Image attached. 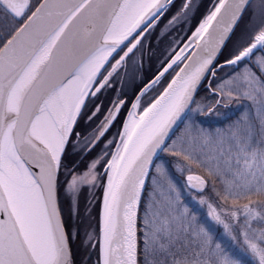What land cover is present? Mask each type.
Instances as JSON below:
<instances>
[{"label":"snow or ice","instance_id":"obj_1","mask_svg":"<svg viewBox=\"0 0 264 264\" xmlns=\"http://www.w3.org/2000/svg\"><path fill=\"white\" fill-rule=\"evenodd\" d=\"M172 7L0 0V264H264V0H208L129 90Z\"/></svg>","mask_w":264,"mask_h":264},{"label":"rangeland","instance_id":"obj_2","mask_svg":"<svg viewBox=\"0 0 264 264\" xmlns=\"http://www.w3.org/2000/svg\"><path fill=\"white\" fill-rule=\"evenodd\" d=\"M193 2L195 4H197V8L193 11V13L190 16V23L193 21V16L196 14V12L199 11L200 9L204 8V5L208 3V0H193ZM174 13H175V11L172 14H174ZM170 18H171V16L168 18V20ZM167 21L164 22V24L162 25V28L167 23ZM246 22H247V17H245V20L243 22H241L239 27L236 29V34H235V36H233V42L240 35V33L243 30ZM190 23L182 24V25H180V24L175 25L174 27L170 28L167 32H165L163 35H161V30H160L159 35L161 36V38L165 39V43L162 45H159L160 47H154L153 48V47L149 46V48L146 49L144 54H143L142 66H139L138 64H134L132 62H129L126 73L123 74L125 77V81L129 86V90L135 89L137 87V85L140 84L143 81V79H145L146 72H148L154 64L158 63L157 59L155 61L151 62L152 60L150 59V56H152V58H153L154 57L153 55L157 54L158 52H160L159 53V56H160L161 52L165 49L166 46L169 45V43L173 39V37H178V36L184 35L189 30ZM230 47H231V42L229 43V48ZM231 108L233 110V113H235L232 116V119H235L240 114L242 109H240L239 106H236V105H232ZM228 111H229V109H228ZM210 114L211 113L208 114L207 112H205L203 114L202 118L205 120L212 121L213 123L211 126H213V127L220 126V125L214 123L217 120V117H215L214 115L213 116H207ZM205 126L207 127L209 125L206 124ZM113 131H115V129H113ZM186 177H187L186 172L185 173L175 172L173 179L178 184H183V183H186ZM97 195H99V193H97ZM86 199H87V193H85V201H86ZM94 216H95V210L93 209L92 217H94ZM95 224H96L95 219L90 218L87 213H84L77 220V227L79 228L80 234H81L80 238L77 239L75 242L76 246L79 248V249L77 248V251H78V254L80 257L79 260H81L87 254V249L82 244V241L84 239V233L86 231H91L92 228L95 227ZM81 252H82V254H81Z\"/></svg>","mask_w":264,"mask_h":264},{"label":"trees","instance_id":"obj_3","mask_svg":"<svg viewBox=\"0 0 264 264\" xmlns=\"http://www.w3.org/2000/svg\"><path fill=\"white\" fill-rule=\"evenodd\" d=\"M177 7H178V6L175 5V7H173V9H172L169 13H167L165 16H163L161 22H158L159 27L156 28V30L154 31L152 37L150 38V41H151V42H150V46H151V47H153V48H154V47H160L159 45H162V44L165 43V39L161 38V36L159 35V33H160V30H161L162 25L164 24V22L167 21V19H168V18L170 17V15L174 12V10H176ZM203 10H204V8L200 9V10L197 11L196 14L193 16V21L190 23V28H189V30H188L186 33H190V31H191L192 29H194L195 25H196L197 22H198V19L201 17V14L203 13ZM157 38H159V43H157ZM159 53H160V52H158L157 54L153 55V56H154L153 58H152V56H150V59L152 60L151 62L155 61V60L159 57ZM148 58H149V57H148ZM157 62H158V60H157ZM156 66H157V64H154V65L152 66V68H151L148 72H146V77H145V79H143L142 82H146L147 79L151 78V76L154 74V72H155V70H156ZM142 82H141L140 84H138L136 88L142 86ZM77 248H78V247H77L76 244H75L76 259L79 261L80 257H79V254H78ZM78 249H79V248H78ZM81 254H82V252H81ZM81 257H82V256H81Z\"/></svg>","mask_w":264,"mask_h":264},{"label":"bare ground","instance_id":"obj_4","mask_svg":"<svg viewBox=\"0 0 264 264\" xmlns=\"http://www.w3.org/2000/svg\"><path fill=\"white\" fill-rule=\"evenodd\" d=\"M181 3H182V0H174V5L179 6ZM172 9H173V7L170 8L169 11L165 13V15H166L167 13H169ZM174 11H176V10H174ZM165 15H164V16H165ZM162 18H163V17H161L160 21H158V22H161ZM167 20H168V19H167Z\"/></svg>","mask_w":264,"mask_h":264},{"label":"flooded vegetation","instance_id":"obj_5","mask_svg":"<svg viewBox=\"0 0 264 264\" xmlns=\"http://www.w3.org/2000/svg\"><path fill=\"white\" fill-rule=\"evenodd\" d=\"M231 107V106H230ZM228 109L227 108H222L221 109V112H225V111H227ZM209 114V113H208ZM207 116H213L212 114H210V115H207Z\"/></svg>","mask_w":264,"mask_h":264}]
</instances>
